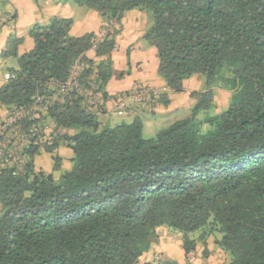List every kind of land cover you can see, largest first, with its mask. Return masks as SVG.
Returning <instances> with one entry per match:
<instances>
[{
    "label": "trees",
    "instance_id": "trees-1",
    "mask_svg": "<svg viewBox=\"0 0 264 264\" xmlns=\"http://www.w3.org/2000/svg\"><path fill=\"white\" fill-rule=\"evenodd\" d=\"M67 1L111 28L134 10L152 18L144 40L157 50L164 106L195 75L204 87L192 93L191 115L145 139L140 118L104 127L103 106L85 100L93 81L108 99L120 30L75 37L72 19L53 17L30 28L29 52L19 55L24 39L11 38L2 57L18 67L0 87V104L13 113L43 98L46 111L28 116L24 129L50 121L56 138L32 145L21 172L0 170V264H139L161 228L182 235L187 255L191 234L204 229L201 237H220L226 264H264V0ZM91 50L107 60L89 59ZM76 65L79 90L63 97ZM217 89L231 93L229 105L210 114ZM63 146L73 155L65 171L54 154ZM43 150L58 178L37 169Z\"/></svg>",
    "mask_w": 264,
    "mask_h": 264
},
{
    "label": "crops",
    "instance_id": "crops-1",
    "mask_svg": "<svg viewBox=\"0 0 264 264\" xmlns=\"http://www.w3.org/2000/svg\"><path fill=\"white\" fill-rule=\"evenodd\" d=\"M26 6L27 2H25L24 7ZM27 9L29 30L36 24L44 25L49 23L53 17L72 19L73 28L71 34L75 37L95 34L100 40L103 38L102 33L107 32L106 30L111 28L97 12L88 10L72 1L47 0L42 5L29 0ZM18 13L21 18L20 13L22 11L20 10ZM152 23V18L147 13L134 10L125 15L121 25L116 24L111 28V30H120V33L116 37L117 47L110 57L113 76L106 86L108 99L104 100L99 92L96 96L99 103L103 105V111L98 114V120L104 127H115L120 124L112 125L113 118L117 117L114 112V101L119 95L128 96L129 107L126 115L122 118H129L131 123L136 118L156 121L159 117H167L169 120L173 114L179 113L180 119L185 118L196 104L192 93L203 90L204 78L200 75H195L185 81L182 93L170 94V104L168 106L157 102L152 107L146 108L132 97L133 91L138 84L166 92V84L158 75L159 59L157 50L144 40V36L152 26ZM8 30V28L0 30V69L2 65L9 63L10 67L7 70L9 72L10 69H17L18 62L14 58L2 57V53L7 49V42L11 33ZM17 36L24 39L18 48L19 55H23L34 48V41L28 35L24 36L21 31H18ZM87 57L96 63L107 60V57L98 58L94 50L89 51ZM7 71L0 72V87L5 84L4 73H7ZM217 90L219 91L220 89ZM7 114L6 108L0 104V119L3 120ZM51 127L53 128L54 125L48 121V136L51 135ZM57 152L63 162L65 161V169H71L72 151L63 146ZM201 235L192 238L196 247L188 255L183 248V237L181 234H178V236L173 235L174 237H161L159 242H156L152 249L141 257L139 264H164V262L170 260H175L179 264H226L228 255L216 245V238L220 237L208 232L203 237ZM190 255L194 256L193 262L189 259Z\"/></svg>",
    "mask_w": 264,
    "mask_h": 264
},
{
    "label": "built area",
    "instance_id": "built-area-1",
    "mask_svg": "<svg viewBox=\"0 0 264 264\" xmlns=\"http://www.w3.org/2000/svg\"><path fill=\"white\" fill-rule=\"evenodd\" d=\"M105 33H102V37ZM80 67L76 65L73 68L72 75L69 80L60 86L61 94L64 97L70 90H79L77 79ZM13 78L12 73L4 75L5 83ZM96 86L93 85L92 89L85 94V100L89 109L97 110L100 105L95 97ZM162 92L138 84L132 94V97L146 108L152 107L158 102ZM114 112L118 117L126 115L128 110V96L119 95L114 101ZM48 102L43 98H39L37 102L29 109L15 110L8 117L0 121V170L3 168H12L16 173L21 172L25 167L26 151L32 145H53L56 134L52 137H47V122L40 125L32 124L28 129H24V120L32 115V119H39V114L46 111ZM58 149L55 150L57 152ZM191 259H193L191 257Z\"/></svg>",
    "mask_w": 264,
    "mask_h": 264
},
{
    "label": "rangeland",
    "instance_id": "rangeland-1",
    "mask_svg": "<svg viewBox=\"0 0 264 264\" xmlns=\"http://www.w3.org/2000/svg\"><path fill=\"white\" fill-rule=\"evenodd\" d=\"M33 1L35 3H40L42 5L45 4V2H47V0H33ZM25 2H27L26 7H24ZM28 6H29V0H0V30L2 28H8L9 29L8 31H11L10 36L8 38L6 48H9V41L11 38H13V37L18 38V36H17L18 31H21L24 36L28 35V32H29V18L27 16L28 15V9H27ZM84 8H86V7H84ZM20 10L22 11V13H20L21 18L19 17V13H18ZM18 27L20 28L19 30H18ZM19 34H21V33H19ZM12 63H14V62H12ZM9 67H10L9 63L6 65H2L0 72L3 73L4 71H7ZM7 73H9V72L7 71ZM5 74H6V72L4 73V75ZM93 85H95V81H93ZM95 86L97 87V85H95ZM94 92H95V97H96L97 93H98L97 88ZM230 97H231L230 92L222 90V89H220L219 91L216 90V94H215V98H214V108L209 113L210 114H217V113H220L223 110H225L229 105ZM102 106L103 105L100 104L96 111H100ZM192 109H191V111H192ZM191 111L188 113V116L191 115ZM180 112H182V111H180ZM10 114L11 113H8L6 115V117H8ZM202 116L203 115H201V117ZM180 118L181 117H180V113H179V114H173L172 117L169 118V120L167 119V117H159L156 121H154V120H147L146 121V119H141V121L143 123L142 135L145 139H151V138L155 137V135L160 130L167 128L174 121H176L177 119H180ZM122 121L130 123L129 118H122V117L117 116V117L113 118L112 125H116L118 123H121ZM54 127L50 128L51 135H49V137H52L54 134H56ZM57 133H59V132L57 131ZM46 136L48 137L47 134H46ZM54 154L58 155V152H55ZM66 161H67V159H66ZM65 165H66L65 161L63 162V159H62L61 169L64 171L66 170ZM54 166L55 165H54V161H53V155L50 153H45L44 150L42 151V154L36 158L37 169H41L46 173H53L54 176L56 178H58L60 176L61 172L55 171ZM203 233H204V229L196 232L195 234H191V238H196ZM178 234H180V233L174 232L168 228H161L158 230V241L157 242H159L161 237H174L173 235L178 236ZM191 257L193 259H191ZM189 259L191 262H193L194 256L190 255ZM173 261H175V260H173Z\"/></svg>",
    "mask_w": 264,
    "mask_h": 264
}]
</instances>
